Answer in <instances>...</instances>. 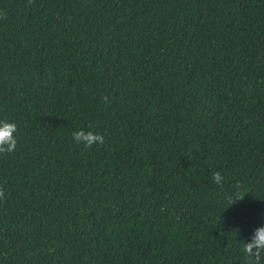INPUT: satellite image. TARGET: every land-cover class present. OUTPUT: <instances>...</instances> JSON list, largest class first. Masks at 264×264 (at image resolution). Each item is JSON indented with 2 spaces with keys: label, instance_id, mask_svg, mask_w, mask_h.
Wrapping results in <instances>:
<instances>
[{
  "label": "trees",
  "instance_id": "obj_1",
  "mask_svg": "<svg viewBox=\"0 0 264 264\" xmlns=\"http://www.w3.org/2000/svg\"><path fill=\"white\" fill-rule=\"evenodd\" d=\"M0 120V264H249L264 0H0Z\"/></svg>",
  "mask_w": 264,
  "mask_h": 264
},
{
  "label": "clouds",
  "instance_id": "obj_2",
  "mask_svg": "<svg viewBox=\"0 0 264 264\" xmlns=\"http://www.w3.org/2000/svg\"><path fill=\"white\" fill-rule=\"evenodd\" d=\"M102 102L110 103L109 97L103 96ZM16 132L17 125L15 122L0 120V153L15 151L17 146ZM72 137L77 144H83L86 148L91 147L93 144H104L103 135L92 131H85L84 129L74 131ZM212 180L217 185L223 186L224 177L219 171L212 173ZM233 187L235 192L226 196V200L230 205L242 200L244 197V195H241L243 185L240 181H237ZM3 196L4 190L0 188V198ZM242 252L249 259V264H262V254H264V225L256 227L247 241L243 240Z\"/></svg>",
  "mask_w": 264,
  "mask_h": 264
}]
</instances>
